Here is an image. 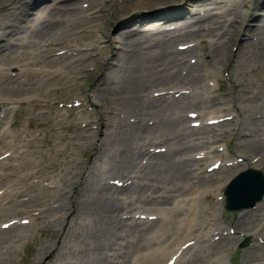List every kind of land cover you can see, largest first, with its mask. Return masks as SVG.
I'll return each mask as SVG.
<instances>
[{
  "label": "bare ground",
  "instance_id": "1",
  "mask_svg": "<svg viewBox=\"0 0 264 264\" xmlns=\"http://www.w3.org/2000/svg\"><path fill=\"white\" fill-rule=\"evenodd\" d=\"M25 2V0H0V10L3 11L0 20H6L4 24L0 21V41L4 36L11 39L8 45L0 43V94L5 93L13 97L17 92L22 95L29 90L39 89V85L56 82V78H51L52 76L44 72L49 69L60 70V74L58 72L56 75L61 77L63 74L66 77L65 73L74 74V71L81 72L80 69L82 71L91 69V78L94 79L99 75L96 82L91 84L89 92L94 98L106 99L104 107L109 112L104 114L105 118L97 117L100 140L103 142L102 151L106 158L104 168L89 171L83 181H78L79 172L69 180L59 176L56 187L63 185L71 190L78 185L81 199L71 203L65 199L66 195L58 193L56 189L51 195L57 202L54 212L63 211V219L71 212L75 214L79 212L81 222L87 225L82 234L83 243L88 248L89 254L96 258L93 264H156L159 260L163 262L172 253L178 255L177 261L173 260V264H194L198 260L201 261L200 264H212L211 258L203 254L205 251L200 249V246L194 248L195 253L189 257L180 259L181 255L192 246L184 249L178 246L188 240V236L195 237L194 227L198 224L196 221L211 220L215 214L213 204L208 199L215 179L208 174L195 175L189 169L191 164L202 166L203 158L196 159L192 155H187L182 160L180 154L192 151V146L188 142L192 136H196L198 138L196 144L208 148L209 150L206 151L211 153L210 156H219V153L212 154V147L207 144L208 141L218 138L219 134H212L211 130L195 131L187 127L184 124L186 122L184 115L180 114L182 111L180 108L197 106L194 109L204 110L209 114L216 109L219 111V108L223 107L224 100L220 96L207 94V87L202 83L206 72L199 65L200 63L195 61L191 64L185 57L186 53L195 55L193 49L178 50L173 48V43L176 39L189 41L199 38L198 44L201 45L203 38H206L208 47L205 51L200 48V56L206 54L215 65H222L234 57L240 65L258 63L263 70L264 13L259 18L256 17L258 22L255 25L240 28L236 23L238 17L256 10V0H211V2L199 0L204 7V13L195 12V15L183 14L178 10L179 8H175L174 11L165 9L164 5L172 3V0H134L127 5V7L131 6L129 11L123 12L122 9L117 20L121 28L127 26L129 22L133 24L136 22L138 25L135 30L120 29L122 34L114 35H108L105 31L112 23L110 19H85L92 12L99 11L100 7L83 14L85 10L76 1L50 0L44 3L43 0L34 3L32 9L27 11L32 3L24 9L22 4ZM212 2L216 4L213 7L218 8L214 14L210 11ZM110 3L116 5L114 0H110ZM138 7L146 9L142 19L174 16L177 17L175 20L178 21V25L172 30H164L159 24L145 29L141 25L143 23H140L141 19L135 21L122 18L123 13L131 14ZM84 23L95 24L98 31L94 38L81 41L89 42L83 44L88 46V51L96 50L94 56H85V52L79 50L80 48H77L73 54L71 52L73 48H67L66 46H71L67 43L63 54L49 52L47 47L41 49L51 43H62L67 30L65 27L68 25L77 24L75 27L80 30L89 28ZM238 31L250 35V39L245 40L243 47H239L235 53L230 54L225 51V46ZM113 41L119 43V51L114 50L113 47L116 46L113 45ZM107 52H110V56L107 64L104 65L103 60ZM30 69H39L42 75L31 76ZM64 80L69 81L67 78ZM151 86L159 88L151 90ZM190 87L199 89L201 95H191L194 99L189 97L185 100H175L176 98L155 100L149 97L153 90L167 88L177 90ZM17 99L19 97L10 98V100ZM253 107L262 115L261 118H253L244 124L245 129L242 132L247 134H243V144L239 150L243 164L261 163V158L264 157V102L260 100ZM128 117L137 120L135 123L112 122L114 118L120 120ZM149 120H152L151 125L146 124ZM88 127L90 124L85 128ZM80 129L75 130L80 131ZM12 136L13 134H9L10 138ZM155 140L167 146V151L162 153L147 151L144 146ZM90 144L89 140L85 143V148ZM252 153L260 158L248 161ZM142 156L146 157L145 163H140ZM237 165L239 163L233 166ZM233 166L220 167L216 181L225 179ZM9 170L12 169H2L0 176L8 173ZM32 172L25 174L29 177ZM111 173L118 175L108 178H117L120 175L119 177L124 178L125 182L131 179L130 184L121 188L101 181L97 183V178ZM18 178L20 181V176ZM235 186L244 195L249 193L245 181H238ZM42 188L33 182L29 183L28 201L38 205L41 201L40 196L45 191ZM21 190L24 191L26 188L22 187ZM201 197L208 200L206 206L199 207L197 204L195 206L194 203ZM19 203L24 205L20 207L17 205ZM26 203L27 201L20 202L13 193L7 195L4 207L27 212ZM185 203H190L189 209H185ZM66 205H71L72 210L67 212ZM142 206L152 208L153 213L158 214L156 220L134 221L133 213L138 210H132ZM125 216L130 217L124 219ZM240 220V223H235V227L242 231L251 230L256 226L250 222V219ZM15 228L16 226L13 225L9 230L10 233H13L12 230ZM18 228L16 229L19 230ZM12 236L14 235L11 234ZM221 238L225 245H228L231 239L236 240L238 236ZM255 246L249 249V254L242 260V264H262L264 246L259 244ZM43 250L47 249L43 248ZM213 251L214 249L211 248L208 252Z\"/></svg>",
  "mask_w": 264,
  "mask_h": 264
},
{
  "label": "rangeland",
  "instance_id": "2",
  "mask_svg": "<svg viewBox=\"0 0 264 264\" xmlns=\"http://www.w3.org/2000/svg\"><path fill=\"white\" fill-rule=\"evenodd\" d=\"M25 1L22 4L24 9L27 8L29 3H32V6L29 5L31 7L27 10L29 11L32 9L34 3H39L43 0ZM48 1L50 0H44V3H48ZM68 1L78 2L83 10H85L83 14H88L100 7L99 11L92 12L85 19H110L112 23L105 29L108 35L122 34V31L127 28L129 30H135V27L138 25L136 22L134 24L133 22H129L127 26L121 28L120 22L117 20V16L122 12V9L123 12H128L131 6L127 7V5L134 0H114L116 5L111 4L110 0ZM172 1V3L164 5L165 9L174 11L175 8H179V11L188 15H195V12H198V14L203 12L204 7L199 0ZM215 5L213 2L210 3L211 14H214L216 9H218L217 7H213ZM255 6L256 10L246 12L236 19V23L239 24L240 28H245L246 25L252 26L258 22L256 17L259 18L264 13V0H256ZM145 10V7H138L131 14L123 13L122 18L124 20L132 19L135 21L141 19L142 21L140 23H143L141 24L144 26L143 28H150L156 24L161 25L163 28L164 26L174 25L178 22L175 20L177 17L174 16L168 18L156 16L149 19H142ZM192 10L193 13H191ZM1 13L3 11L0 10ZM0 21L3 24L6 22L5 19H1ZM77 24L82 23L77 22ZM76 25L72 26L71 24L65 27L67 30L64 33V38H62L64 39L62 43H51L41 49L43 50L47 47L49 52H55L56 50L65 51L66 47H69L73 48L71 52L75 54L77 48H80L79 50L85 52V56H94L96 50L88 51V46L86 47L83 44L89 42L82 43L81 41L84 39H92L98 34L94 26L95 24H86L89 27L86 30L77 29L75 27ZM197 28L205 29L204 27ZM232 38V40L231 38L229 39L228 44L225 46V51L230 54L235 53L239 47H243L245 40L250 39V35L238 31ZM198 39L195 38L190 41H185L187 49L191 48L195 52V55L192 56L190 53H186L185 57H187L188 62L191 64L195 61L200 63L199 65L206 72L205 77L202 78V83L207 87V94L222 97L224 104L223 107L219 108V111L216 109L210 111L209 114L205 113L204 110L198 111L194 109L197 106H186L180 108L182 109L180 114L186 117L184 118L186 120L184 124L188 127L189 120L195 118H190L188 116L189 112L187 113V111L192 110L194 113L193 110H195L197 113L196 119L201 123L197 127L193 128V126H189V128L191 127L201 131L211 130L212 134H219L218 138L213 141H208L207 144L212 145L215 150L218 147L221 149L219 151L216 150L221 154L218 157L220 158L221 164L228 163V160L232 161L231 159L234 160V157L241 158V160L239 161V165L230 169L225 179L216 181L219 175V168L207 173L209 177L215 179L213 181V189L210 190V196L208 197L209 202L213 204L215 214L211 220L201 221L198 219L196 221L198 224L194 228L195 237L188 236V239H192L193 241L190 244L192 248L186 250L180 259H184L195 253L194 248L200 246L199 248L205 251V253L203 251L202 253L206 254V257L214 260L212 264H242V260L249 254L250 247H253L256 243L259 246H264V196L257 201L255 207L243 210L228 211L221 206L223 202L221 204L219 202H221L220 195H222L225 182L235 172L252 166L264 173V157L261 158V163L243 164L242 156H238L240 155V146L243 144L242 140L244 139L243 134L245 132H242L245 129L244 124L253 118H261L262 115L254 110L256 108L253 105L259 103L260 100L264 102V69L262 70L261 65L258 63L240 65L235 61L234 57H231L230 60H227L222 65H215L206 54L200 56V48L205 51L208 47V42L206 38H203L202 44L199 45ZM10 41L11 39L4 36V39L0 43L8 45ZM177 41L182 42L184 39H176L173 46ZM66 43L71 46H66ZM112 43L116 46L113 47L114 50H118L119 43L117 41H113ZM15 48H17L16 45ZM109 56L110 52H107L103 60L104 65L107 64L106 62L109 60ZM30 70L31 76L36 77V75H42L39 69ZM13 71L16 72V70ZM80 71H74V74L65 73L66 77L64 74L61 77L56 75L58 72L60 74V70L55 69L51 71L49 69L44 72L52 76L51 78H56V82L51 81L48 84L39 85V89L29 90L22 95L17 92L13 97L5 93L0 94V173L2 169L8 170L11 168L14 170H9V174L5 173L3 176H0V199H3L0 200V225L11 219L17 220L11 223L6 229L5 227H0L2 229H0V264H93L96 262V258L92 254H89L88 248L83 243L82 234L87 225L81 222L79 212L77 211V214L71 212L68 217L63 219V211L54 212L57 202L51 197L54 194L53 191L57 189L58 193L66 195L65 199L71 203L74 200H80L81 192L79 191L78 185L71 190L70 188L63 187V185L56 187L59 183V176L65 180H69L70 177L79 172L80 174L77 177L78 181H83L89 171L101 167L104 168L105 166L106 158L102 151L103 142L100 140V128L96 122L98 116L105 118L104 114L109 113L104 107L106 105V99H102L100 96V98H94L89 92L91 84L96 82L99 74L93 79L90 74L91 69L88 71H82L80 69ZM65 78L69 80L70 85H68V82H65ZM151 87V90L159 88L156 86ZM162 91L160 94H154L157 90H153L150 92L149 97L159 100H166L168 98L185 100L189 97L193 98L191 95H201L199 89H192L191 87L176 92L174 88L162 89ZM178 93L184 94L180 96ZM202 95L205 96L206 93H202ZM16 97H19V99L10 100V98ZM67 103H79V105L68 108L65 106ZM225 113L228 114L225 115ZM176 114L179 115L178 113ZM209 115L217 116V118H219V115L220 117H225L223 120L220 119L221 122L218 124L204 126L205 119ZM226 117L231 118L227 120ZM130 120L131 117L120 120H115L114 118L112 122L121 123L122 121H126L128 123H135ZM86 123H89L91 126L85 128ZM146 124L151 125L152 121L149 120ZM76 128L81 129L80 131H76ZM9 134H13V136L10 138ZM89 140L91 144L85 148V143ZM196 140L198 138L192 136L190 144H194ZM158 145L162 144L160 141L155 140L149 142L146 146L152 152L153 148ZM201 146L198 144L192 146V151H188L189 153L187 154H180V158L184 160L187 155L197 153L196 150L204 151L207 149ZM5 154L6 156H4ZM257 157L253 154L252 157L248 158V161H254ZM207 163H209V159H202V165ZM189 169L195 175H204L203 166L199 169L198 165L191 164ZM186 170H188L187 166ZM30 171H33L32 175L29 177L26 176L25 173ZM117 175L113 173L106 174L101 178H97V183L98 181L103 182L105 177H116ZM18 176H20V181ZM107 179L110 180V178ZM32 182L38 187H43L42 189L45 190L43 192L44 194L40 196L41 201L38 205L28 201L30 198L28 187L29 183ZM22 187H25L26 190L22 191ZM13 193L16 194L20 202L27 201V212L17 210L13 207H10V209L4 207L7 195ZM207 201L205 197H201L194 204L195 206L197 204L199 207H205ZM17 205L21 207L24 204L19 203ZM184 206L185 209H189L190 203H185ZM65 209L69 212L72 210V206L66 205ZM135 210H138L136 213L139 216L134 219L141 222L154 211L148 206L138 207L132 211ZM129 217L126 216L124 219H129ZM22 219L25 221L22 222ZM240 219H250V222L256 226L251 230L242 231L240 228L234 227L235 223L241 222ZM17 223L20 224L16 225ZM12 225H15L16 228L19 227V230L15 228L12 230L13 233H10L9 230L12 228ZM226 227L229 230H231L229 227L233 228V233L224 235V233H227ZM11 234L14 236L11 237ZM222 235L224 237L238 235L239 238L237 240L229 239L230 243L225 245L226 243L221 238ZM245 238H247V244L240 246V243ZM184 239H186V236ZM43 248L47 250H43ZM211 248L214 251L209 253L208 251ZM166 252L169 253L170 251ZM200 262L198 260L194 264H200ZM261 262L264 264V259ZM161 263L159 260L156 264Z\"/></svg>",
  "mask_w": 264,
  "mask_h": 264
},
{
  "label": "water",
  "instance_id": "3",
  "mask_svg": "<svg viewBox=\"0 0 264 264\" xmlns=\"http://www.w3.org/2000/svg\"><path fill=\"white\" fill-rule=\"evenodd\" d=\"M238 181H245L249 193L244 195L239 191V188L235 186ZM263 178L255 171L247 170L240 174V178L234 180L233 185L230 186L225 192V201L227 208L245 206L252 203L257 199L260 193L263 191Z\"/></svg>",
  "mask_w": 264,
  "mask_h": 264
}]
</instances>
